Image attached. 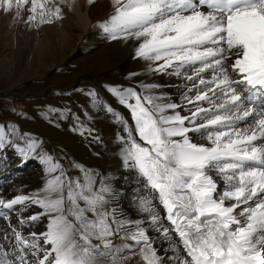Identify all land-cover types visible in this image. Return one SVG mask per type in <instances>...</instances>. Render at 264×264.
Returning a JSON list of instances; mask_svg holds the SVG:
<instances>
[{"label": "snow or ice", "instance_id": "snow-or-ice-1", "mask_svg": "<svg viewBox=\"0 0 264 264\" xmlns=\"http://www.w3.org/2000/svg\"><path fill=\"white\" fill-rule=\"evenodd\" d=\"M62 2L0 0V10L27 12L39 27L63 19ZM111 4L100 24L108 37L132 41L149 71L186 81L179 104L158 84L108 86L130 113L131 123L107 108L123 126L120 154L143 218H128L119 193L104 180L96 188L81 165L84 182L41 156L52 174L43 188L0 196V264H168L151 231L168 241L172 264H264V0ZM31 206L42 211L22 215ZM42 217L46 230L25 235Z\"/></svg>", "mask_w": 264, "mask_h": 264}, {"label": "rangeland", "instance_id": "rangeland-1", "mask_svg": "<svg viewBox=\"0 0 264 264\" xmlns=\"http://www.w3.org/2000/svg\"><path fill=\"white\" fill-rule=\"evenodd\" d=\"M88 2L86 5V0H81L78 10L84 16L86 12L85 17L89 16L91 24L85 22L88 18L84 16L71 15L75 10L68 0L61 3L63 19L39 27L25 23L27 12L17 16L15 10L9 13L0 10V126H9L7 132L13 131L11 138L20 135L19 131L14 133L12 126H16L22 129L24 137L40 140L42 146L36 150L38 155L51 156L54 161L65 164H61L62 168L73 179L81 182L85 179L84 172L75 165L91 172L96 188L100 187L101 180L108 178L107 182L119 193V210L124 206L126 214L143 218L132 200L138 188L135 173L123 166L120 154L118 136L125 135L123 126L107 108L114 107L112 109L130 120L129 123L132 122L130 113L108 86H134L142 91V84L138 85L130 74L147 75L154 84L161 86L156 90L158 94L163 93L179 104L181 93H175V89L180 85L174 83L179 77L149 71L147 61L133 58L134 48L122 49L130 41L112 40L103 29L90 30L86 35L84 25H97L107 11H112L111 0ZM36 38L40 40L36 42ZM63 38L67 40L65 46L60 47L57 39ZM49 44L52 51L46 52L45 61L51 67L42 72L45 64L35 58L39 46ZM24 66L28 69L23 70ZM34 69H38L40 75H35ZM92 92L95 96L89 95ZM35 159V156L30 158L28 168L35 164ZM46 169L29 173L39 181L30 185V193L41 189L51 178L52 174ZM106 207L110 209L112 204ZM34 209L37 211L39 207ZM23 228L28 233L47 226L41 218L34 225Z\"/></svg>", "mask_w": 264, "mask_h": 264}, {"label": "bare ground", "instance_id": "bare-ground-1", "mask_svg": "<svg viewBox=\"0 0 264 264\" xmlns=\"http://www.w3.org/2000/svg\"><path fill=\"white\" fill-rule=\"evenodd\" d=\"M88 1L89 0H86V5H87ZM69 3L71 4V7L73 8V10H75V12H72L71 15H74V16L79 17V18L84 16L83 15L84 13L82 14L81 13L82 11L78 10L79 6H80V3H81V0H68V4ZM85 16H86V12H85ZM85 18H88V19H85V22H87V23L89 22V24L92 23V22L90 23L91 19L89 18V16L85 17ZM93 20H95V19H93ZM99 20H98V22H99ZM100 24L101 23H98L97 25L95 24V25H93L91 27H89V25H88V27H87V25H84L85 27H84L83 31H84V33L88 34L90 30H92V31L93 30L94 31L95 30H102V28L100 27ZM84 37H87V36H84ZM39 38H36L37 39L36 42H38L40 40ZM57 40L60 41V47H64L65 46L64 44H65L67 39L63 38V39H57ZM127 45L128 46L122 47V49L124 51H126L128 49H133L135 47V45H134V43L132 41L127 43ZM56 46L57 45L55 44V47ZM48 50L52 51L50 44L49 45L39 46V50H38V53L36 55L37 57L35 58L37 61H40L41 63L45 64V68L41 69L42 72L46 71L48 68L50 69V67H51V66L49 67L47 61H45L46 52ZM2 68H4V67H2ZM27 69H28V67H25L23 70H27ZM1 72H3V71H1ZM38 72H39L38 69H34L35 75L40 73V72L39 73ZM12 73H13V71H12ZM22 73H24V72L22 71ZM3 75H4V73H3ZM5 75H6V73H5ZM125 75H127V74H125ZM131 78L134 79L135 82H138L137 83L138 85H141V84H154V82H153L154 80H151L147 75H140L139 76V74H136V75L132 76ZM174 83H175V85L176 84L180 85V87L175 89V91H176L175 93H178V92L182 93L183 92V87L182 86L186 83V81L183 79V77L175 78ZM132 87H134V86H132ZM185 90H186V88H185ZM178 98H179L178 101L181 103V95ZM186 113H187V108L184 109V112L182 114H186ZM4 125H3V135L5 136V139L3 141H0V196H3L5 199H10L16 194L29 192V187H30L31 184H34V182L39 183V181H37V176H31L29 173L42 171L43 169H45L47 167V165H46V167L44 166V163L42 162V160L40 158L41 156L38 155V153L36 151L32 152L28 148V142L29 141H33V140L36 141L41 147L42 146V142L40 143L39 142L40 140H38V139H33L32 140V139H28V138L24 137V135L21 133L22 129L21 128L19 129L16 126H12V125H11L12 128H14V130H15L14 133L19 131L20 135L15 137V139L11 138V134L10 133H12L13 131L7 132V129L9 128V126H6V125L4 126ZM9 131H10V128H9ZM34 156L36 157L35 164H30V166L28 168L29 160H30L31 157H34ZM120 165H121V163H120ZM43 166L45 168H43ZM104 178H106V176ZM107 179H105L106 182L108 181ZM44 185L45 184H43V187H44ZM38 189H40V187ZM33 192H34V190H33ZM34 208H35V206H31L24 213H29V215H30V214H34V213L42 211L40 208L37 209V211H34L35 210ZM29 210L32 213H30ZM121 211L128 218H134L133 216L131 217L130 215L126 214V212L124 210V206H121ZM26 216H28V214ZM13 219H14V222H15L16 217H13ZM42 222L44 223L45 226H47L48 223H49V220L47 218H43L42 217ZM0 226L6 227L7 226L6 222L0 220ZM25 230H24V234L27 235ZM33 230H35V229H33ZM45 230L46 229H42L40 231L39 230H37V231L35 230V232L39 233V232H43ZM151 235L155 238L154 247H156L158 255L162 256L168 262V264H172L171 258L173 257L174 254H173L172 250L169 248L168 241L162 239L159 236V234H157L155 231H151Z\"/></svg>", "mask_w": 264, "mask_h": 264}]
</instances>
